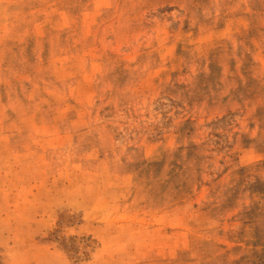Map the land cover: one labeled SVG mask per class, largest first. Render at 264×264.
Segmentation results:
<instances>
[{
	"label": "rangeland",
	"instance_id": "1",
	"mask_svg": "<svg viewBox=\"0 0 264 264\" xmlns=\"http://www.w3.org/2000/svg\"><path fill=\"white\" fill-rule=\"evenodd\" d=\"M0 264H264V0H0Z\"/></svg>",
	"mask_w": 264,
	"mask_h": 264
}]
</instances>
